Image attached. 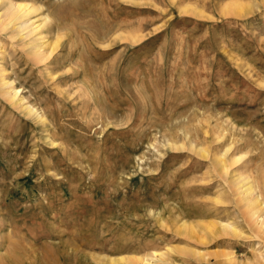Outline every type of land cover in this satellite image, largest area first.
Wrapping results in <instances>:
<instances>
[{
  "label": "rangeland",
  "instance_id": "rangeland-1",
  "mask_svg": "<svg viewBox=\"0 0 264 264\" xmlns=\"http://www.w3.org/2000/svg\"><path fill=\"white\" fill-rule=\"evenodd\" d=\"M0 1L47 18L40 54L57 45L39 61L29 39L0 31V84L46 120L25 117L0 88V264L264 257V236L246 227L214 163L232 145L254 154L249 170L264 167V0H236L245 15L225 17L230 0ZM183 1L202 15L181 13ZM180 222L208 236L231 223L237 234L202 244L177 234Z\"/></svg>",
  "mask_w": 264,
  "mask_h": 264
},
{
  "label": "bare ground",
  "instance_id": "bare-ground-1",
  "mask_svg": "<svg viewBox=\"0 0 264 264\" xmlns=\"http://www.w3.org/2000/svg\"><path fill=\"white\" fill-rule=\"evenodd\" d=\"M182 3L184 5L179 6V10L181 13L183 14H186L189 12L199 13L197 11L196 6H194L192 3L190 4L184 1ZM241 7L242 6L240 5L238 1L230 0L226 2L225 4L220 5L218 11L222 15H224V17L229 14L237 15L239 13L241 14V11H242ZM246 8H244V10L247 11L248 9ZM37 13H38V9L35 8L33 5L22 4L19 2L13 3L10 1L8 2L0 1V31L6 32L9 35L13 34L14 36H20L22 39H29L28 45H33V49H34L33 57L39 61H44L53 52L54 50L53 48H56L57 45L54 44L52 49L48 51L47 50L42 51V53L40 54V50L42 49L41 39H43V37H40V33L45 28L48 20L45 17L43 18L38 17V15H36ZM243 14L244 12L242 13L241 16L245 15ZM199 15H202V14L199 13ZM29 20L31 21L28 23ZM119 35L120 34H117L116 36H119ZM141 38H140V35H138L137 33H127L126 35V39L132 43H136L140 41ZM2 57H3V54L0 53V59H2ZM1 80L2 81L0 84V88L2 89V97L5 100L9 101L25 117L29 118L30 120H33L35 123L45 124L46 120L43 117V115L35 107L30 105L24 98L20 97L19 90L13 86L12 82L5 81L4 79H1ZM45 140H48L49 141L48 143L53 145V142L50 140L49 137H46ZM230 144H232V142ZM170 145L174 148L183 146L182 144L178 145L176 143H171ZM236 145L237 144H235V146ZM190 148L192 150H196V153L199 156L204 157L206 154V151L203 148L198 147L192 142L190 143ZM253 156L254 154L250 155V152H245L244 154L235 155L234 152L232 153V145H230L226 149V151H224L223 155L214 158V163H215V166L218 168V170L221 172V174H224L222 175L223 177L226 176L227 178L228 176V179L225 178V180L229 181V185L232 188V191L236 192V195L238 197L237 198L238 203L240 205L238 206L241 209L240 213L242 214V219H243V222L246 224V227L251 228V226L253 225L254 229L260 235L264 236V167L261 166L258 169L255 167L254 170L253 168H251L253 172L252 174L250 172L251 169L249 170V167L251 166V163L255 160ZM248 172H250L251 174ZM257 173L260 174L259 178L257 177L258 176ZM213 227H214L213 229L208 230L209 236L207 234L196 235L197 233L194 229L195 226L194 225L192 226L191 224H187L184 222H180V224H178L176 229H177V234L187 237L190 240L201 241L202 244H205L208 241H211L212 239L211 236H215V237L216 236L217 237L218 236H236L237 234L234 226L231 223L222 224L221 226L213 225ZM166 251L173 252L171 247H167ZM183 252L186 253L187 251L183 250ZM18 253L20 252L18 251ZM164 254L165 253L157 255L154 253L151 258H157L158 256L163 257L165 256ZM195 255L198 257L200 254L195 253ZM14 257H13V260H14ZM22 258L24 257L22 256L21 259ZM204 258L205 259L203 260L207 261L209 260L210 257L207 256ZM16 259L18 260V257ZM146 259L147 258L144 256L143 257L124 256L119 259H111V260L110 259L109 260L108 259H105V260L96 259V260L104 264H151V261L146 260ZM216 262L223 263V264H264V257L261 253H258L255 251L248 259H246L245 261L239 262L232 253L230 254L222 253L216 256ZM32 263L30 262L29 264H32Z\"/></svg>",
  "mask_w": 264,
  "mask_h": 264
}]
</instances>
